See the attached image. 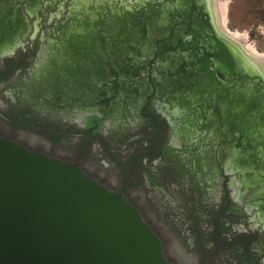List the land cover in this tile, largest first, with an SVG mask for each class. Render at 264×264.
<instances>
[{
	"label": "flooded vegetation",
	"instance_id": "flooded-vegetation-1",
	"mask_svg": "<svg viewBox=\"0 0 264 264\" xmlns=\"http://www.w3.org/2000/svg\"><path fill=\"white\" fill-rule=\"evenodd\" d=\"M0 91L10 132L47 127L49 116L82 128L81 145L99 133L111 146L126 143V157L102 175L109 185L87 170L83 148L56 151L53 140L29 144L0 131L76 165L141 214L134 199L152 172L149 188L184 185L189 210L242 211L253 233L264 232V189H248L264 173V71L220 30L211 0H0ZM216 218L211 245L194 237L192 264L217 263L232 220L222 227ZM245 233L228 237L231 263L264 264L261 233Z\"/></svg>",
	"mask_w": 264,
	"mask_h": 264
},
{
	"label": "water",
	"instance_id": "water-1",
	"mask_svg": "<svg viewBox=\"0 0 264 264\" xmlns=\"http://www.w3.org/2000/svg\"><path fill=\"white\" fill-rule=\"evenodd\" d=\"M0 264L173 263L122 193L0 136Z\"/></svg>",
	"mask_w": 264,
	"mask_h": 264
},
{
	"label": "rangeland",
	"instance_id": "rangeland-1",
	"mask_svg": "<svg viewBox=\"0 0 264 264\" xmlns=\"http://www.w3.org/2000/svg\"><path fill=\"white\" fill-rule=\"evenodd\" d=\"M219 2L224 7V17L229 31L245 36L247 45L254 49V51L264 54V0H219ZM9 100L10 99L5 97L4 93L0 91L1 106L8 104L10 102ZM46 118L48 126L42 129L24 123L22 129H26V134L10 132L7 127L1 124L0 131L10 137L20 135L19 139L29 144H34V141H37V139L45 140L46 142H52L53 140V142H55L56 151L83 148L85 150V157L91 164L87 170L109 183V185H112V182L102 175L104 173L111 177L113 174L112 171L114 170L112 164L120 161L119 158L122 159L126 157L128 151L127 147H125L126 143L111 146L108 144L109 141L106 140L107 137L99 133L97 134V139H88L84 146L80 144V141L84 138L85 132L78 125L75 123L64 124L63 119L59 117L52 118L47 116ZM64 126H66L65 130H62ZM34 136L35 138H33ZM47 151L50 150L47 149ZM103 160L106 162L105 165L103 164ZM150 167L157 170L162 169L160 165H151ZM98 171L102 172V174ZM149 176L150 178L146 179V181L142 180L141 186L144 187L141 188L142 191H140L139 196H137L134 201L142 209V215L145 221L159 235L163 242L164 255L173 264L193 263L192 250L195 242L194 237H199L204 247L211 245L212 239L209 230L216 217L218 218L215 220H217L222 227L232 220L228 228L223 227V232L225 234L220 235L224 238L222 240L225 246L224 248H219V251H217L216 264H223L224 262L232 264L231 262L235 258L231 248L235 247L236 242L229 241L228 237L231 236L234 240V236H239L246 232L245 237L251 234L249 236H256L257 238L262 237L261 239L264 238V232L261 227H259L258 231L256 229V232L253 233L254 224L250 222V216L245 215L244 212L240 211V214L237 215L227 210L218 213L219 211L214 210L213 207L208 209L203 206L199 208V211L194 208L189 210L187 207L188 203L186 205L184 203V200H186L183 198L185 195L184 185H181L178 189H174L173 185L169 186V184L165 182L166 184L163 190H156V188H149V182L153 184L157 176L152 172H150ZM145 184H147L148 187ZM196 195L192 194V201L195 200ZM229 198L231 207L239 209V203L234 201L232 197ZM219 214L221 215L219 216ZM189 229H194L196 233L189 235ZM257 232L261 233L260 237H258L259 235ZM232 243L235 244L232 245ZM252 246V244H248L247 249L250 247L252 248ZM236 248L238 247L236 246ZM209 251H213V249ZM220 252L221 254L219 255ZM196 261L198 264H203L201 257Z\"/></svg>",
	"mask_w": 264,
	"mask_h": 264
},
{
	"label": "bare ground",
	"instance_id": "bare-ground-1",
	"mask_svg": "<svg viewBox=\"0 0 264 264\" xmlns=\"http://www.w3.org/2000/svg\"><path fill=\"white\" fill-rule=\"evenodd\" d=\"M211 2H212L213 13L220 30L224 33L226 37H228L230 40L235 42L247 55H249L264 71V54L254 51V49H252L249 45H247L245 36L238 35L229 31L228 28L226 27L223 5L220 4L219 0H211Z\"/></svg>",
	"mask_w": 264,
	"mask_h": 264
}]
</instances>
